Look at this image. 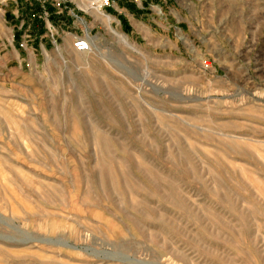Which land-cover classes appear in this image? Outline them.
I'll return each mask as SVG.
<instances>
[{"label": "rangeland", "instance_id": "374dc122", "mask_svg": "<svg viewBox=\"0 0 264 264\" xmlns=\"http://www.w3.org/2000/svg\"><path fill=\"white\" fill-rule=\"evenodd\" d=\"M93 2L0 0V264H264V0Z\"/></svg>", "mask_w": 264, "mask_h": 264}, {"label": "built area", "instance_id": "2783aa9c", "mask_svg": "<svg viewBox=\"0 0 264 264\" xmlns=\"http://www.w3.org/2000/svg\"><path fill=\"white\" fill-rule=\"evenodd\" d=\"M102 8H109L114 5L115 0H96ZM74 48L78 52H85L90 50V41L88 37L79 36L73 44Z\"/></svg>", "mask_w": 264, "mask_h": 264}, {"label": "bare ground", "instance_id": "6f19581e", "mask_svg": "<svg viewBox=\"0 0 264 264\" xmlns=\"http://www.w3.org/2000/svg\"><path fill=\"white\" fill-rule=\"evenodd\" d=\"M94 2H93V4L92 5H89L88 7L87 6H84V7H87V9H90V10H94V11H96V12H98V13H101L100 12V8L102 9V7L100 6V4H98L97 2H96V0H93ZM122 38L125 40L126 38H124L123 36H122ZM89 39V38H88ZM128 42V41H127ZM128 44V43H127ZM78 52V51H77ZM86 52V51H85Z\"/></svg>", "mask_w": 264, "mask_h": 264}, {"label": "crops", "instance_id": "0c3cea01", "mask_svg": "<svg viewBox=\"0 0 264 264\" xmlns=\"http://www.w3.org/2000/svg\"><path fill=\"white\" fill-rule=\"evenodd\" d=\"M117 0H115V2H116Z\"/></svg>", "mask_w": 264, "mask_h": 264}]
</instances>
